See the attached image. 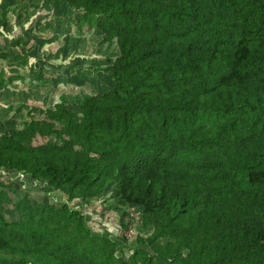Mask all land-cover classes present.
<instances>
[{
	"label": "trees",
	"instance_id": "trees-1",
	"mask_svg": "<svg viewBox=\"0 0 264 264\" xmlns=\"http://www.w3.org/2000/svg\"><path fill=\"white\" fill-rule=\"evenodd\" d=\"M65 1L115 41L114 85L0 132V264H264V0ZM19 172L42 201H11ZM110 188L147 236L87 226Z\"/></svg>",
	"mask_w": 264,
	"mask_h": 264
},
{
	"label": "rangeland",
	"instance_id": "rangeland-1",
	"mask_svg": "<svg viewBox=\"0 0 264 264\" xmlns=\"http://www.w3.org/2000/svg\"><path fill=\"white\" fill-rule=\"evenodd\" d=\"M96 21V17L84 19L65 0L58 3L0 0L1 133L14 132L23 125L28 112L37 114L52 107L62 96L73 108L86 96L101 94L113 87L111 76L99 68L108 64V58L114 59L118 49L115 41H100ZM13 179L21 186L6 190L11 201L28 188L32 199L42 201L43 192L37 183L31 184L24 175ZM115 196L116 191L110 188L104 199L81 206L87 226L93 232L108 230L119 234L118 230L121 233L127 230V235L130 234L127 228L131 227L133 236L137 233L147 236L151 230L141 229V209L128 204L120 207V211L115 208L119 207ZM70 206L78 207L79 203L75 201ZM1 211L9 222L20 218L10 203H4ZM124 212L130 224L122 230L119 216ZM125 251L128 255V250Z\"/></svg>",
	"mask_w": 264,
	"mask_h": 264
},
{
	"label": "built area",
	"instance_id": "built-area-1",
	"mask_svg": "<svg viewBox=\"0 0 264 264\" xmlns=\"http://www.w3.org/2000/svg\"><path fill=\"white\" fill-rule=\"evenodd\" d=\"M1 173H2L3 175L5 174L4 171H1ZM18 175L22 176V175H24V174H23V172H19ZM53 199H54V201H56V202H64V203H68V204L70 205L69 200H67V199L64 198V197H61L60 199H57V197H53ZM76 207H77V206H75L74 208H76ZM127 229H128V231L130 232V234L127 235V234H126L127 230H126V231H124V235H126L127 238H131V237L133 236V230H132L131 227H128Z\"/></svg>",
	"mask_w": 264,
	"mask_h": 264
}]
</instances>
